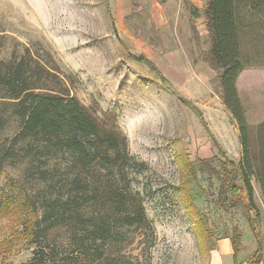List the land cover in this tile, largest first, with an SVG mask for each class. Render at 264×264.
<instances>
[{
	"label": "rangeland",
	"instance_id": "obj_1",
	"mask_svg": "<svg viewBox=\"0 0 264 264\" xmlns=\"http://www.w3.org/2000/svg\"><path fill=\"white\" fill-rule=\"evenodd\" d=\"M203 5L204 0H108V6L103 0H0V78L24 56L26 86L68 93L89 111L113 114L127 151L146 164L142 171L133 165L128 170L153 227L146 244L152 246L151 264H208V248L234 225L244 235L243 253L255 244L245 236L250 231L239 211L214 205L216 184L208 185L200 173L193 180L179 165L182 154L189 162L216 155L211 136L227 159L239 161L218 72L207 61ZM236 89L245 121L262 123L264 69L242 70ZM5 91L0 82V264H34L30 239L17 224H30L43 202L62 194L64 180L50 169L64 168L68 155L46 157L39 142L20 135L18 106ZM181 99L200 110L205 129ZM252 187L257 227L264 228V202L253 181ZM194 213L203 217L200 230ZM67 236L66 227H55L43 244L58 246V252L70 246ZM124 246L137 252L138 241Z\"/></svg>",
	"mask_w": 264,
	"mask_h": 264
},
{
	"label": "trees",
	"instance_id": "obj_2",
	"mask_svg": "<svg viewBox=\"0 0 264 264\" xmlns=\"http://www.w3.org/2000/svg\"><path fill=\"white\" fill-rule=\"evenodd\" d=\"M103 1L108 6V0ZM203 15L209 35L207 61L218 72L220 100L237 134L239 161L227 159L211 136L216 155L189 162L182 154L179 165L193 180L200 173L208 178V185L216 184L213 203L220 210L240 212L257 243L245 264H259L262 242L256 229L258 212L252 181L264 202V121L257 125L245 121L236 79L246 68L264 69V0H204ZM110 20L113 28L112 16ZM23 57L0 78L6 87L5 95L18 106L20 135L39 142L46 157L68 155L64 168L54 164L50 169L55 167V176L65 181L61 182L62 194L43 202L41 214L38 218L32 216L30 224H17L30 239L32 263L151 264L152 246L146 244L153 239V227L139 191L131 186L128 170L133 165L142 171L146 164L127 151L126 137L113 114L89 111L68 93L35 92L34 88L39 87L26 86ZM138 58L165 83L146 58ZM181 102L194 111L205 129L200 110L183 99ZM194 216L200 230L203 217L199 213ZM59 226L67 228L70 246L56 252L58 246L45 245L43 241L49 230ZM223 237L230 240L235 259L241 249L242 231L234 225ZM135 241L137 252L124 246Z\"/></svg>",
	"mask_w": 264,
	"mask_h": 264
},
{
	"label": "crops",
	"instance_id": "obj_3",
	"mask_svg": "<svg viewBox=\"0 0 264 264\" xmlns=\"http://www.w3.org/2000/svg\"><path fill=\"white\" fill-rule=\"evenodd\" d=\"M203 7H202V15H203ZM204 25H205V18H204ZM256 229L259 234V238L262 242V261L259 264H264V228L257 227V222H256ZM248 235L249 234L245 235L248 241L254 240L255 244L253 246H250L248 253H243L244 246L242 242L244 235H242L241 249L239 254L235 257V259H234L233 249L230 240L227 237L218 238L215 246H211L208 248V264H245L247 259L254 253V251L257 248L256 240L253 237L251 231H250V235L249 236Z\"/></svg>",
	"mask_w": 264,
	"mask_h": 264
},
{
	"label": "bare ground",
	"instance_id": "obj_4",
	"mask_svg": "<svg viewBox=\"0 0 264 264\" xmlns=\"http://www.w3.org/2000/svg\"><path fill=\"white\" fill-rule=\"evenodd\" d=\"M25 3L28 5V2L27 1H25Z\"/></svg>",
	"mask_w": 264,
	"mask_h": 264
}]
</instances>
